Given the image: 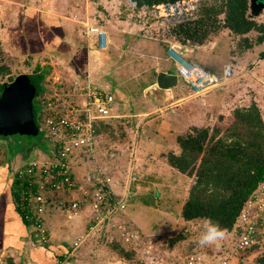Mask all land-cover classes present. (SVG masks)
<instances>
[{
    "label": "rangeland",
    "instance_id": "rangeland-1",
    "mask_svg": "<svg viewBox=\"0 0 264 264\" xmlns=\"http://www.w3.org/2000/svg\"><path fill=\"white\" fill-rule=\"evenodd\" d=\"M0 3L4 4L2 1ZM2 4L0 6V63H5L7 67H9L10 74L0 77L1 83H9L8 81L11 77L15 78L20 74H31L35 70L46 74L44 80H41V87L44 85L48 87L51 83L59 80L67 82V80L74 78L76 75L81 76L79 74H73L75 72L70 70V55L62 54L56 50H54L55 52L48 51L40 52L37 55L36 53H32L31 55V52L37 49L34 47H32L30 49L31 52L26 55L24 49H19V41L16 40V36L19 35V33H17L18 31L12 32V41H10L8 38V29L16 31L14 30L16 25H13L15 10L9 11V9L5 7L6 5L4 4L5 6H3ZM213 4L217 6L220 4V1L192 0L190 4L187 2V8L193 14L197 9L196 13L199 14L202 10L209 8ZM252 4V0H248V17L264 27V4H257L258 9L256 10L252 8ZM14 5V7H18L19 10L28 9V6L41 9L42 7L47 8V5H51L53 7L52 10L57 13L55 15L57 16L59 23L64 16H68L71 19V21H69L71 23L70 32L73 34H78V28H80L81 33L85 35L84 30L86 28L94 27V25H92L94 21L99 24L104 22L105 19H112L111 29L115 33V36L116 33H120V37L122 38L121 30L125 28L124 26L129 27L130 25L133 27V33H130L129 35H132L133 37H139L137 34H145V37L156 39L154 41L162 44L166 43L168 46L174 41L172 36L174 34L172 26L164 21L155 20L151 8H137L131 0H16ZM261 7L263 8L261 9ZM97 10H100V12ZM53 11L51 12L54 15ZM2 18L5 19L3 20ZM218 18H222V15ZM57 20L51 19V21H53L52 24H55L56 26L58 24ZM77 20L87 23H77ZM209 23V21H206V24L209 25ZM218 35L226 38L228 42L233 40L232 45L230 43V46L233 48L232 52L237 51L239 53V51L243 49L244 52L247 51L245 50L246 43L241 37L223 29L216 32L215 35L210 33L206 40H204L202 44H198V46L205 51L208 50L209 40L211 41L213 37H217ZM260 35L261 33L253 30L249 32L246 37L251 43L250 50H254V52L256 51L258 54L263 52L261 55H264V43L260 45L259 43H256V40ZM150 38L148 39L150 40ZM130 43V47L135 49H148L147 46L141 43L139 38L130 41L128 39L124 45L127 44L129 47ZM122 44L123 43L119 46L120 49L118 52H121ZM127 49L128 48L123 50L118 59H125V61L133 60V62L122 65V67L117 66L111 71V73L116 74L118 81L125 80L124 71L131 69L134 70L136 68L140 70L146 68L151 70L155 68V65L147 59L144 61L138 56L133 57V54L130 53V51L125 52ZM128 56L130 59L126 60ZM179 57L181 60L183 58L185 59V57L180 54ZM251 62L252 60L246 61L245 67L252 70L256 64ZM231 63L235 66L232 67L234 77L235 70H240V68L233 59H231ZM259 76L264 78V71L259 73ZM112 78L115 77L112 75ZM96 79H99L102 83L100 76ZM115 81H117L116 78ZM119 88H121L122 100L114 103V114H116V118L108 120V124L102 126L98 130V146L95 151V159L104 165L106 173L115 176V179L118 180V183L114 180V184L117 183L115 189L119 187L122 190L121 193H118L119 195H122L125 191L126 198L130 192V187L133 185H137L136 188L141 189L140 182L132 184L135 175L133 172L134 167L130 163L126 165L125 161L127 158H125L126 153L129 155L131 147L133 148L135 145L137 146V152L141 155L140 157L143 158L144 156L148 157L151 155V160H156V149H148L146 147V140L149 136H152L153 138L155 137L159 142L164 138L166 148H171L173 151V148H178L175 138L176 135H182L188 132L191 127L214 128L218 126L220 128H225L228 126L232 118V115L230 119L225 117V120L214 117L209 122V103L204 100L209 93L195 96L188 87L185 88V90L178 91L177 98L172 96V98L165 102H163L165 95L164 91H160L157 88L147 90L146 92L138 90L137 86L134 90L127 89L125 86ZM243 92L250 94L249 91ZM182 98H187L188 102L197 105L194 106L193 104L195 121L188 126L187 124H184L176 127L174 124H169L167 118L168 116L172 117L174 115L172 110L177 104L176 101L177 99L180 100ZM137 100H146L145 102L148 101L150 103L149 105H146L145 103L137 102ZM117 104L120 107H117ZM154 104L155 106H152ZM33 105L35 110L39 111V106L36 104L35 100H33ZM140 111L148 113V115L145 117H136L132 115ZM167 112L169 115H166ZM161 116H163V122L162 119H160ZM172 118L174 119V116ZM161 131L166 132L167 135L161 134ZM39 144H42V147H40ZM44 146H46V150L44 149ZM144 149L148 150V152H145ZM48 151L49 145L46 137H42V131H39L36 135H32L28 132H16L12 135L6 134L5 136L0 134V164L7 159H12L13 162L16 161L17 158L22 161H29L32 158L46 156ZM111 151H114L115 156L112 159H109L108 156ZM128 158H130V156H128ZM87 165L93 167L90 164ZM17 166L18 165L13 167V171L10 170V174L15 171ZM182 175L187 176L186 174ZM187 177L191 180H189L188 183L185 182L176 194L177 198L180 200L183 198L187 187L188 194L190 185L195 181V177ZM138 184L140 186H138ZM170 196H173L172 191H170ZM129 201L123 211L115 217L113 224H107L106 227L98 225L91 231H89L87 225V223H91V214L88 207H85L82 216L69 222H67V220L65 221L55 208L50 207L48 211L51 209L49 213H51L50 216L53 218L52 225L55 228L54 230L62 234L59 236L57 232H54L53 234V231L50 232V242H52V240L61 243L65 242L70 247L77 236L82 238V243L78 248L74 250H71V248L69 249L71 256L67 258L66 253V255L63 256V260L57 262V264H188L187 255L196 256L198 258H209L205 259L208 261L205 262V264H219L220 258L222 259L223 257L222 250L230 247L231 242H233L230 231L229 235L226 233L225 238L220 242L219 246L216 244L201 246L198 243V238L203 230L204 220L197 219L192 220L191 222L183 221L180 213L184 202L174 203L170 207L167 206L168 208H165L163 215H161L150 208L130 207ZM114 224L122 225V227L118 228ZM82 229H84L82 234H78L77 232H80ZM135 231L140 233L139 239L125 241L123 233H131ZM33 232L34 234L36 233L35 228H33ZM35 243L37 244L36 241ZM227 244L228 246H226ZM195 252L201 253L196 254ZM125 253L129 255V257H127ZM240 253L241 252L237 254L231 253L232 256L228 259V264H256L255 259L258 256V252L248 253L251 255L244 256H239ZM3 254V252L0 253V255L3 256L5 264H15L11 261L12 257H7ZM22 260L23 264L27 262V258H23Z\"/></svg>",
    "mask_w": 264,
    "mask_h": 264
},
{
    "label": "crops",
    "instance_id": "crops-1",
    "mask_svg": "<svg viewBox=\"0 0 264 264\" xmlns=\"http://www.w3.org/2000/svg\"><path fill=\"white\" fill-rule=\"evenodd\" d=\"M1 1L4 2L6 6L2 3H0V6L2 4L7 7L9 11L15 10L13 25H16V28L14 29L16 31L8 29V38L12 41V32L18 31L17 33H19V35L16 36V40L19 41V49H24V53L26 55L31 52L30 49L32 47L37 49L31 52V55L32 53H36L37 55L40 52H55L54 50L62 54L70 55L69 68L71 71L75 72L72 73L81 75V78L87 76L94 84L110 91L113 94L116 103L122 100V92L119 87L125 86L127 89L134 90L137 86L138 90L146 92L153 84H155L158 72H166L176 75L175 65L167 55L169 52L168 44L156 42L154 41L156 39L152 38V40L150 37H145V34H137L139 37H133L132 35H129L130 33H133V27L130 25L129 27L124 26L125 28L121 30V38L120 33H116L115 36V33L111 29L112 19H105L104 22L99 24L94 21L92 25L105 29L107 31V36L110 34L108 36L107 48L101 49L98 45V38L96 35L87 37L81 33L80 28H78V34L71 33V23L69 22L71 19L68 16L62 17V21L59 23V20H57L58 18L55 15L57 13L52 10L53 7L51 5H47V8L42 7L41 9L28 6V9L19 10L18 7H14L16 0H0V2ZM259 5L262 4L260 3ZM252 8L254 10L258 9L257 5L253 4ZM262 8L263 7H261V9ZM51 11L54 12V15ZM97 11L100 12V10ZM2 19L4 20L5 18ZM51 19L57 20L58 24L56 26L55 24H52L53 21H51ZM77 23L85 24L87 22H80L77 20ZM225 30L229 31L228 29ZM138 38L141 40L143 45L148 47V49H135L130 47L131 43L129 44V47L127 44L124 45L128 39L130 41ZM148 38H150V40ZM121 43H123V46H121L122 50L121 52H118ZM171 43L174 44V42ZM230 43L232 45L233 40L228 42L226 38L218 35L217 37H213L211 41L209 40V51H205L197 45L196 48H191L188 54V59L200 63L213 73H220L226 64H231L232 67H235L231 63V59L236 61L240 68V70H235L232 80L221 86L220 90L209 93V95L204 99L209 103V122L214 117L221 120H225V117L230 119L232 115L231 112L234 108L248 106L251 102H255L257 104L264 120V78L259 76V73L264 71V55H261L263 52L258 54L256 51L254 52V50L251 51L250 46H245V50H247L246 52H244V49L240 50L239 53L237 51L232 52L233 48L230 46ZM263 43L264 41L259 43V45ZM126 48L128 49L125 52L130 51V53L133 54V57L138 56L144 61L147 59L155 65V68L151 70L149 68L144 70L136 68L134 70L131 69L124 71L125 80L118 81L116 74L111 73V71L117 66L122 67V65L133 62V60L125 61V59H118L123 50ZM127 59H130V57L128 56L126 60ZM251 60V63L256 64L252 70L245 67V62ZM100 71L103 72L101 73ZM112 75L117 81H115V78H112ZM99 76L102 83L99 79H96L99 78ZM187 87L186 83L178 80V84L174 88L170 90H160L165 93L163 102L168 101V99L172 98V96L177 98L178 91L185 90ZM243 91H249L250 94H246ZM178 99L176 101L177 104L175 108L172 110V112H174V119L172 118L173 116H168L167 121L169 124H174L176 127L184 124H187L188 126L189 124L194 123V106L196 104L188 102L187 98ZM145 101L146 100H137V102L149 105L150 102ZM152 106H155V104ZM117 107L120 106L117 104ZM132 115L136 117H145L148 113L140 111ZM166 115H169V113L167 112ZM162 117L163 116H161L160 119H162L163 122ZM160 133L167 135L164 131H161ZM177 136L178 135H176V137ZM164 140L165 139L162 138L161 142H159L152 136H149L146 140V147L148 149H156V160H151V155H149L150 158L149 156H144L143 158L140 157L141 155L137 152L138 149L136 145L133 148L131 147V150L129 151L130 153L128 152L129 155L126 153V165H128V163L133 165V172L135 175L139 176L140 181L138 182L141 184V189H137V185L130 187V197L128 199V201L130 200V207H146L163 215L165 208L170 207L174 203H183L186 199L188 187L181 200L177 198L176 194L177 191L181 189L182 185L185 182L188 183L191 179H188L187 176L180 174L166 162L164 153L171 150V148H166ZM176 149L177 148H173V151L177 152L178 150ZM144 151L148 152L146 149H144ZM127 155L130 156V158H128ZM12 162V159H7L0 164V253L3 252L5 256L12 257L11 261L15 264H23V258H27V262H25V264H57V262H60L59 259L66 255L69 246L65 242L61 243L54 240H52V242L48 245L38 244L36 238H34L36 236L33 232L31 222L25 218L15 205L16 190L18 185L14 178V173L10 174V170L13 169L11 167L12 164L19 166L25 161L17 158L16 161ZM113 178L118 183L115 176H113ZM117 183L114 184V191L116 194L122 192L119 187L115 189V185H117ZM135 183L136 182H133L132 184ZM139 184L138 186H140ZM170 191H172L173 196H170ZM50 211L51 209L44 216L45 223L49 231H53L52 234L57 232L60 236L62 234L54 230L55 228L52 225L53 218L50 216ZM83 230L84 229L77 233L82 234ZM0 263L5 264L3 256L1 255Z\"/></svg>",
    "mask_w": 264,
    "mask_h": 264
},
{
    "label": "built area",
    "instance_id": "built-area-1",
    "mask_svg": "<svg viewBox=\"0 0 264 264\" xmlns=\"http://www.w3.org/2000/svg\"><path fill=\"white\" fill-rule=\"evenodd\" d=\"M187 2L190 4V1L182 0L149 8L157 21L176 24L193 15L187 8ZM84 34L87 37L96 35L99 47L107 48L105 29L94 26L86 28ZM171 45L167 55L175 65L177 79L186 83L193 95H205L233 79L231 64L224 65L220 73H213L187 57L181 60L180 53ZM51 85L53 87L49 89L52 91H45L34 98L39 106V111H36L39 131H42V137H46L49 151L46 156L25 161L13 172L18 185L15 205L35 228L39 245L50 243V231L44 219L50 207L55 208L67 222L82 216L88 207L91 223L87 225L91 231L98 225L106 227L113 224L130 197L129 193L126 198L125 191L122 195L115 193L112 174L106 173L104 165L95 159L98 130L103 124H108V120L116 118L113 94L94 84L87 76L81 78L76 75L67 82L59 80ZM114 156L111 151L108 157L112 159ZM15 166L11 165L12 168ZM133 179L138 182L140 178L134 175ZM139 235L137 231L123 233L125 241L137 240ZM230 235L233 242L222 250L219 264H228L231 253L251 255L248 249L264 248V181L244 204ZM81 243L82 238L77 236L66 257L71 256L70 248L74 250ZM187 259L188 264H205L208 262L205 259L209 258L188 256Z\"/></svg>",
    "mask_w": 264,
    "mask_h": 264
},
{
    "label": "trees",
    "instance_id": "trees-1",
    "mask_svg": "<svg viewBox=\"0 0 264 264\" xmlns=\"http://www.w3.org/2000/svg\"><path fill=\"white\" fill-rule=\"evenodd\" d=\"M176 1L182 0H131L137 8ZM219 1V5L213 4L199 14L196 9L185 22H166L172 26L174 44H181L182 50L186 52L185 57L188 58L193 45L202 44L210 33L215 35L222 29H228L241 37L246 47L251 44L246 35L253 30L261 33L256 43L264 41L263 25L248 17V0ZM220 15L222 18H218ZM206 21L210 22L209 25ZM8 74L9 67L0 63V77ZM32 74L40 78V83L46 75L37 70ZM13 79L11 77L8 82ZM5 84L8 83L0 82V94ZM50 87L53 85H40L35 97L45 91H52ZM231 114V121L225 128L191 127L188 132L176 137L178 151L171 150L164 154L166 162L176 171L195 177L180 213L183 221L210 217L228 235L251 193L264 181V120L260 109L255 102H251L248 106L234 108ZM39 145L42 147V144ZM248 252H258L256 264H264V248L254 247Z\"/></svg>",
    "mask_w": 264,
    "mask_h": 264
},
{
    "label": "water",
    "instance_id": "water-1",
    "mask_svg": "<svg viewBox=\"0 0 264 264\" xmlns=\"http://www.w3.org/2000/svg\"><path fill=\"white\" fill-rule=\"evenodd\" d=\"M183 57L186 52L181 45L172 44ZM191 50V49H190ZM178 79L175 74L158 72L156 82L149 90H170L177 86ZM40 87V78L36 74H20L13 81L5 84L0 94V134L12 135L16 132H28L36 135L39 131L37 114L33 105L36 92ZM215 88L212 92L220 90Z\"/></svg>",
    "mask_w": 264,
    "mask_h": 264
},
{
    "label": "clouds",
    "instance_id": "clouds-1",
    "mask_svg": "<svg viewBox=\"0 0 264 264\" xmlns=\"http://www.w3.org/2000/svg\"><path fill=\"white\" fill-rule=\"evenodd\" d=\"M226 230L216 221L210 217L205 218L204 227L199 234L198 243L201 246L216 244L219 246L220 242L225 238Z\"/></svg>",
    "mask_w": 264,
    "mask_h": 264
},
{
    "label": "flooded vegetation",
    "instance_id": "flooded-vegetation-1",
    "mask_svg": "<svg viewBox=\"0 0 264 264\" xmlns=\"http://www.w3.org/2000/svg\"><path fill=\"white\" fill-rule=\"evenodd\" d=\"M259 2H260L261 4H262V3L264 4V0H262V1H261V0H253V1H252L253 5L260 4ZM2 135H3V134H2ZM3 136H5V135H3Z\"/></svg>",
    "mask_w": 264,
    "mask_h": 264
}]
</instances>
